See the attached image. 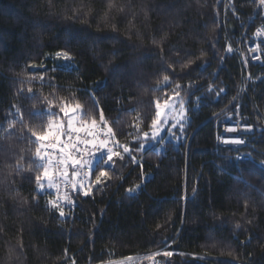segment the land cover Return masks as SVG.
Listing matches in <instances>:
<instances>
[{
	"label": "trees",
	"instance_id": "16d2710c",
	"mask_svg": "<svg viewBox=\"0 0 264 264\" xmlns=\"http://www.w3.org/2000/svg\"><path fill=\"white\" fill-rule=\"evenodd\" d=\"M218 1L0 0V264L155 253L137 264H264V57L247 50L264 17L258 0ZM58 52L78 71H51ZM175 97L188 122L151 143L155 102ZM76 104L78 127L59 142L104 122L120 155L91 163V194L76 189L60 217L35 180L45 161L31 132L45 133L48 119L32 114L57 121ZM236 105L254 132L244 146H217L216 120ZM101 167L109 174L96 184Z\"/></svg>",
	"mask_w": 264,
	"mask_h": 264
},
{
	"label": "built area",
	"instance_id": "2783aa9c",
	"mask_svg": "<svg viewBox=\"0 0 264 264\" xmlns=\"http://www.w3.org/2000/svg\"><path fill=\"white\" fill-rule=\"evenodd\" d=\"M260 12L262 16L264 17V6H262L259 3L256 8V13ZM254 18V17H253ZM260 32V35H256L257 32ZM245 34V33H244ZM252 43H250L247 46V50L251 54V51L258 46V43L261 42L264 39V30L263 29H257L253 35L250 36ZM255 57L259 56V60L261 61L264 57V49H261L258 51V53H255ZM251 58L254 57L251 55ZM232 126L237 129V131L234 132H228L227 127ZM251 127L252 131L247 132L245 131V127ZM108 128L109 126L104 122H95V125L93 126V122H89L84 124L79 128V130H66L65 131V141L56 143L51 138L46 140L45 146L47 152L52 157V162L50 164V173H52V180L53 183L58 185V189L52 188V196L53 201H57L62 207H68L73 208V205H69L66 201L62 199H58L59 197H63L65 194H67L69 197L73 199L72 194L74 193V189L71 187V184H66L65 179L72 181L76 184L77 188L80 189L81 185H84L86 187L87 180L90 176L91 172V166H89L86 161L92 158V153L96 152L97 149L94 147V143L99 144L102 142H106L108 147H111L113 151L117 148L113 133L111 135L108 134ZM254 132V127L251 125H248L242 116L240 105H236L231 111L228 113L220 116L216 120V135L215 140L217 146L226 147V148H234V147H240L244 146L247 138ZM224 138H241L244 140L243 144L240 145H225L223 143ZM66 147L65 152H61V147ZM41 147V146H40ZM68 157H71L72 159H78L82 163L77 164L75 166L72 165L71 161L68 160L67 164L60 163L61 160H66ZM242 158V156L238 157ZM105 154L104 153H98L92 160L93 162L96 161H104ZM264 166V164H262ZM67 167L68 169V177L64 178L62 176L63 169ZM78 172V175L73 176V173ZM150 254L141 255L138 257L133 258H127L120 261L112 262L111 264H125L129 262L138 261L143 258L149 257Z\"/></svg>",
	"mask_w": 264,
	"mask_h": 264
},
{
	"label": "snow or ice",
	"instance_id": "6c2138e0",
	"mask_svg": "<svg viewBox=\"0 0 264 264\" xmlns=\"http://www.w3.org/2000/svg\"><path fill=\"white\" fill-rule=\"evenodd\" d=\"M259 3L262 6H264V0H259ZM260 34L261 33L259 31L256 33V35H260ZM228 52L229 53L232 52V48L230 46L228 47ZM61 56L64 58V62H65L64 65H55L53 67V69H51V71H60L64 67H67L70 70L78 71L76 66L71 63V58H70V56H69V54L67 52H58L56 54L57 58H59ZM255 58L259 59V56L255 57ZM164 80L167 82L169 80V77L167 75L164 76ZM177 88H179V86H177ZM29 92H31V89H29ZM179 94H180L179 91H177L176 92V96H179ZM169 107H171V105L169 104L168 100L163 101V103H161L160 101H156L155 102V109H156L155 118L152 119L151 125H150V128L152 129L151 136H150V134L148 132H145L143 134L146 140L150 139V141L151 140L158 141V142L162 141L164 139L163 133H165V132H167L169 135H175V133H173L172 130L177 128V123L173 122L170 125V127H167L168 122H167V120L163 119V117L165 115V112H162V108L166 110ZM180 107H181V111H183V107H184L183 104H181ZM78 109H80V105L76 104L75 107L72 108V111L76 112ZM60 111L63 112L65 116H68V110L66 108L62 107L60 109ZM32 115H33V118H37V119H39V118H47L48 119V127H47V130H46L45 133L38 134L36 131H32L31 132V135H32V137L35 138V141L39 142L40 145H41V147H38L36 149V156L39 158V160L45 161V164L42 165V167H43L42 173L35 177L36 183H37L38 187L41 190H43V187H44V183L43 182L44 181H47V187L49 189H52V188L58 189V185L53 183L52 173H50L49 167H48V165H50L51 162H52V157L47 152L46 146H45V143H44L49 138H51L56 143H59L60 136L58 134V131L55 130V125H56L55 114L51 113V112H47V111H39V112L33 113ZM100 119H101V121L104 120L102 112H101ZM94 125H95V121H93V126ZM77 130H79V129H77ZM244 130L247 131V132H251L252 128L246 126ZM180 131H183L182 127L180 128ZM227 131L228 132H234V131H237V129L235 127L229 126V127H227ZM108 134L109 135L112 134V129L111 128H108ZM223 143L225 145H229V144L240 145V144L244 143V140L241 139V138H224L223 139ZM66 147L67 146L61 147L60 151L62 153L65 152L66 151ZM94 147L97 149V151L93 152L92 153V158L89 159L88 161H86V163L89 166L91 165L93 158L98 153H104L105 154V159L103 161V164L104 165H108L109 167L114 163V159H113L114 156H119L120 155L119 152H114L111 147H108L106 142H102V143H99V144L94 143ZM147 147H148L147 144H140L139 149H136V150H145L146 151ZM123 151H124V153H127L130 156L131 162L138 163L136 161L135 156L133 155V151H134L133 149H130L127 145H124L123 146ZM120 158L123 159L122 156ZM68 160L71 161L73 166L82 163L80 160L72 159L71 157H68L66 160H61L60 163L67 164ZM109 167H107V168L101 167L100 169H97L98 174L95 175V183L96 184H100L102 182L101 178L108 176L109 173H108L107 169ZM78 174H79L78 172H75V173H73V176L78 175ZM62 176L64 178L68 177V169H67V167H65L63 169ZM65 183L66 184H71V187L74 190H76L77 186H76V184L74 182L65 179ZM137 187H139V185H137ZM79 191L85 197H87V196H89L91 194L90 189L85 188L84 185L80 186ZM127 191L129 193H132L134 191V189L129 188ZM58 199H62L64 201H66L69 205H73L74 204L73 199L71 197H69L67 194H65L63 197H59ZM49 204L53 208H56L58 210V213H59L60 217H64L65 216L64 208L59 203H57V201L50 200ZM237 227H239V225H237ZM164 255L165 256H170V255H172V253L171 252H164Z\"/></svg>",
	"mask_w": 264,
	"mask_h": 264
},
{
	"label": "rangeland",
	"instance_id": "374dc122",
	"mask_svg": "<svg viewBox=\"0 0 264 264\" xmlns=\"http://www.w3.org/2000/svg\"><path fill=\"white\" fill-rule=\"evenodd\" d=\"M225 1H227V0H225ZM259 50H260V48H259V46H257L256 48L254 47V49L251 51V55L254 57L253 59H255L256 63H260L261 62L259 59H256L255 56H254L255 53H258ZM50 62H51V64L53 66H55V65H64V63H65L64 62V58L62 56L57 58L56 54L53 55L52 57H50ZM169 104L171 105V107H169L168 109L165 110V109L162 108V112H165V115H164L163 119L167 120V122H168L167 127H169L173 122H176L178 128H181V127L183 128L184 124L188 122V118H187L186 108H185L184 105H183L184 106L183 107V111H181V107L180 106H181V104H183L182 100L179 97H175V98H172V99L169 100ZM72 108L73 107H69L67 109L68 110V116H65L64 119L56 121L55 130L60 132L65 127H78V124L80 122L81 110L78 109L76 112H73ZM151 132H152V130L149 133L150 136H151ZM165 133H163V136L165 135ZM151 143L157 144L158 141L151 140ZM43 183H44L43 190H41L38 187V191L41 194H44L45 192L51 190V189H49L47 187V181H44ZM156 254H158V253H155L153 255V257H152V255H150L147 258H143V259H140V260L135 261V262L133 260V262H129V263H125V264H137V263H140V262H142L144 260H147V259H149L151 262H155L156 263L157 262V259L155 258Z\"/></svg>",
	"mask_w": 264,
	"mask_h": 264
},
{
	"label": "water",
	"instance_id": "95a60500",
	"mask_svg": "<svg viewBox=\"0 0 264 264\" xmlns=\"http://www.w3.org/2000/svg\"><path fill=\"white\" fill-rule=\"evenodd\" d=\"M221 2H222V0H219V1H218V4H220Z\"/></svg>",
	"mask_w": 264,
	"mask_h": 264
},
{
	"label": "bare ground",
	"instance_id": "6f19581e",
	"mask_svg": "<svg viewBox=\"0 0 264 264\" xmlns=\"http://www.w3.org/2000/svg\"><path fill=\"white\" fill-rule=\"evenodd\" d=\"M238 49H240V47Z\"/></svg>",
	"mask_w": 264,
	"mask_h": 264
}]
</instances>
